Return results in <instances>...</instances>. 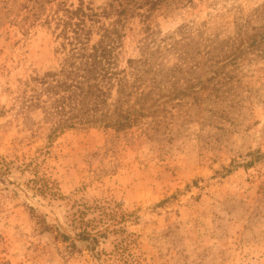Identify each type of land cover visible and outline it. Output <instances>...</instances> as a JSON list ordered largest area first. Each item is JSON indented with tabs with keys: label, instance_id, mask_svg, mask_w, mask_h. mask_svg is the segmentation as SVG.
I'll return each mask as SVG.
<instances>
[{
	"label": "rangeland",
	"instance_id": "rangeland-1",
	"mask_svg": "<svg viewBox=\"0 0 264 264\" xmlns=\"http://www.w3.org/2000/svg\"><path fill=\"white\" fill-rule=\"evenodd\" d=\"M58 2L78 4L0 0V264H264V0H163L145 21L144 0H83L120 20L121 66L149 30L190 37L157 58L179 66L145 124L49 141L14 99L57 66ZM82 230L104 237L88 250Z\"/></svg>",
	"mask_w": 264,
	"mask_h": 264
},
{
	"label": "trees",
	"instance_id": "trees-1",
	"mask_svg": "<svg viewBox=\"0 0 264 264\" xmlns=\"http://www.w3.org/2000/svg\"><path fill=\"white\" fill-rule=\"evenodd\" d=\"M77 2L76 7L58 2L45 18V24H53L57 31L55 38L59 44L55 52L60 59L57 66L21 81L14 99L15 109L25 125L32 131L33 127H41L34 121L33 114H37L49 141L70 129L101 128L119 133L145 124L159 102L163 77L174 74L179 66L163 71L156 63L157 58L181 50L180 41L190 37L185 27L159 37L149 30L137 44V56L128 58L125 66H121L119 49L123 32L122 26H117L120 20L105 24L100 19L106 18V11L99 14L83 0ZM162 2L144 0L146 8L140 15L143 21ZM116 13L119 16L123 10ZM33 14L39 17L38 13ZM93 35L97 36L95 41ZM178 56L184 66L193 60L190 52L181 51ZM192 67L196 65H189ZM170 93L177 91L173 89ZM77 236L88 250H93L98 239L104 237L101 232L91 234L88 230Z\"/></svg>",
	"mask_w": 264,
	"mask_h": 264
}]
</instances>
